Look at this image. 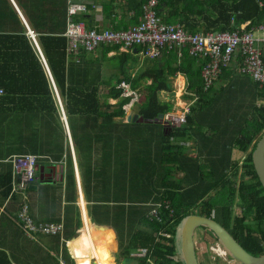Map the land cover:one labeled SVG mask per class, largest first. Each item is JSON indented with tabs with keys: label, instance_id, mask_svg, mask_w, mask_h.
<instances>
[{
	"label": "trees",
	"instance_id": "trees-1",
	"mask_svg": "<svg viewBox=\"0 0 264 264\" xmlns=\"http://www.w3.org/2000/svg\"><path fill=\"white\" fill-rule=\"evenodd\" d=\"M131 2L140 12L142 2ZM22 14L34 38L17 13L0 22V124L6 144L18 153L14 156L33 155L44 168L67 154L52 79L77 162L79 155L85 157V196L98 203L91 205L92 215L117 232L122 258L144 251L136 258L139 264H183L177 254L179 234L189 214L213 218L252 256L264 254V189L252 164L264 135V87L223 69L215 85L204 91L203 60L190 57L185 48L179 56L172 49L143 63L132 53L117 51L108 57L117 47L80 51L76 60H68L64 23L33 22ZM157 14L190 34L232 32L245 23L247 28L260 25L264 0H158ZM176 72L198 99L185 124L171 129L158 116L171 109L160 94L171 91L169 77ZM121 82L142 87L137 114L143 123H123L129 98L121 97ZM107 96L117 102L110 104ZM234 152L245 156L242 163L233 160ZM95 174L98 196L90 197ZM10 190L8 186L5 195ZM157 204L155 217L150 211Z\"/></svg>",
	"mask_w": 264,
	"mask_h": 264
},
{
	"label": "crops",
	"instance_id": "crops-1",
	"mask_svg": "<svg viewBox=\"0 0 264 264\" xmlns=\"http://www.w3.org/2000/svg\"><path fill=\"white\" fill-rule=\"evenodd\" d=\"M140 1L142 2V0ZM32 2L36 7L34 8L35 11H33L34 9L32 6L30 7V14L29 12H25L16 0H9V2L8 0H0V22L5 21L8 14L14 16V13H17L18 20L24 24L25 28L27 26L29 30L27 32L33 34L24 19L22 14L23 11L30 16V20L33 22L64 23L62 34L64 36L69 21L68 8L72 2L83 3L87 8V14L75 16L74 21L86 22L85 24L88 28H95L97 31H101L102 29H129L140 22L142 14V9L140 8L139 12V10L134 7L131 0H33ZM76 18L84 19L82 21H76ZM59 27H61V25H59ZM180 28L182 27L180 26ZM102 47H117V50H110L107 52L108 57L115 55L118 51L119 53H125L127 56L131 53L137 55L141 63L147 60L140 56V49L134 48L136 52H133L134 49L123 51L116 45L101 46L92 51H84L82 49L80 51L95 53L96 50L97 52L100 51ZM66 53L69 57L68 60H76L79 54L78 53L76 56L69 54L67 52V47ZM42 62L49 73L45 60ZM238 68L239 63H236L232 70L241 74ZM169 82L171 91L162 93L170 96V102H172V95L174 96V94L177 96L180 94V99L182 100H189L192 98V94L186 91V81L180 73L176 72L174 76L169 77ZM51 83L55 91V99L60 113V120L65 129V136L68 144L67 154L65 153L62 159L57 163L47 162V164L44 165L42 176H40L38 171L37 180L29 185L24 192H17L14 190L17 184V177L14 174L11 160L14 157H18L14 156L18 153L14 150V147L6 144L5 139L7 138L3 135V133L5 134V129L0 124V133L2 135L0 136V264H8V261H10L11 264H56L55 260L58 261V264H65L66 261L64 258L70 259L72 264H108L110 260L116 261V258H105L103 252H108V250L104 244V239L101 238V241H99V238L96 239L92 236V225L107 227L113 232L116 240L115 252L118 258L117 232L109 225H101L94 215H92L91 205L98 203L89 201L85 196V190L88 187L85 157L82 154L79 155L80 157L77 162L68 126L66 129L61 119L62 113L65 116L63 106L52 79ZM147 84H149V82H147ZM122 85L126 88L123 89ZM117 87L122 89L121 97L129 98L128 103L123 107L125 111L123 123L129 124L126 120L127 116H135L136 120H134V122L139 123L140 118L137 114V106L144 99L142 87L133 89L130 84L126 82H121ZM183 88H185V91L179 93ZM0 89L3 90L2 95H4V89L1 87ZM103 92L106 93L107 89L102 88L101 94H103ZM125 92H127V95H125ZM129 94L137 95L136 100L132 101V95L129 96ZM105 95L103 94V96ZM107 100L110 104H115L117 102V100H113L109 96H107ZM237 155L238 157L235 158ZM244 158L245 156L242 153L234 152V161L242 163ZM96 167L97 164L95 163L94 168ZM94 171L96 170L94 169ZM9 174L10 176L8 177ZM97 184L95 174L94 180H92L90 184L91 187L89 188L94 191L88 189L90 197L98 196ZM8 186L11 187V190L9 194L5 195ZM24 204H27L29 215L35 223H62V234L36 235L34 237L28 235L18 219V214ZM94 211L98 213V210L95 209ZM80 219L83 229L79 231ZM78 231L79 233L77 234ZM94 257H97V261L95 259L91 261ZM130 257L134 258L132 256ZM115 264L118 263L115 262Z\"/></svg>",
	"mask_w": 264,
	"mask_h": 264
},
{
	"label": "built area",
	"instance_id": "built-area-1",
	"mask_svg": "<svg viewBox=\"0 0 264 264\" xmlns=\"http://www.w3.org/2000/svg\"><path fill=\"white\" fill-rule=\"evenodd\" d=\"M157 6L158 0H142L141 20L137 25L126 30L97 31L95 28H88L84 22L74 21L75 16L87 14V8L83 3L72 2L68 8L69 21L64 33L68 42L67 52L76 56L81 49L92 51L101 46L116 45L123 51L139 48V54L143 59L152 60L162 51L172 49L176 50L179 56V51L185 48L190 57L203 60L200 77L204 91L215 85L223 69H232L236 63H239L238 70L242 75L249 76L260 88L264 87V20L252 28H247L248 23L242 24L238 30L232 32L190 34L178 24L165 23L157 14ZM122 88L126 87L122 85ZM184 91L185 88L179 93ZM2 94L3 90L0 89V95ZM130 95L132 101L136 100L137 95ZM191 96L189 100H182L180 94L178 96L174 94L171 109L163 116L166 126L178 129L185 124L192 103L198 99L195 95ZM11 164L17 177L14 190L24 192L36 180L35 176L39 169L37 158L31 155L18 156L12 158ZM158 205L150 211L155 217L158 215ZM18 219L31 237L61 235L63 232V225L60 222L35 223L29 215L27 204L22 206ZM144 254V251H140L132 254V257L138 258ZM94 259L97 261V257L91 261Z\"/></svg>",
	"mask_w": 264,
	"mask_h": 264
},
{
	"label": "water",
	"instance_id": "water-1",
	"mask_svg": "<svg viewBox=\"0 0 264 264\" xmlns=\"http://www.w3.org/2000/svg\"><path fill=\"white\" fill-rule=\"evenodd\" d=\"M26 29H27V26H26ZM27 31L29 30L27 29ZM29 34L31 35V33ZM34 43L39 52L41 61H44L35 40H34ZM133 52H136V49H134ZM61 119L63 120L65 128L67 129L66 119L63 113L61 114ZM162 119H163V115L160 114L158 116L159 122H161ZM126 120H127V123H130L131 120L132 122H134V120H136V117L127 116ZM139 123H143L142 118L139 119ZM252 164H253L256 176L259 179L264 189V135L258 141L256 148L253 152ZM38 171L40 173V176H42L43 168L40 167ZM36 180H37V177H36ZM195 227H206L217 238L221 246L224 247V249L233 258H235L236 260H239L242 264H264V254L261 256H257V257L252 256L245 249H243L242 246L235 239H233L230 236V234L220 225L219 222H217L213 218L201 216L198 214L187 215L184 218L181 228H180L179 245H180V253H181V259H182L183 264H197V258H195V254H194V242H193V235H194ZM121 264H139V262L137 259H134L131 257H124L121 261Z\"/></svg>",
	"mask_w": 264,
	"mask_h": 264
},
{
	"label": "rangeland",
	"instance_id": "rangeland-1",
	"mask_svg": "<svg viewBox=\"0 0 264 264\" xmlns=\"http://www.w3.org/2000/svg\"><path fill=\"white\" fill-rule=\"evenodd\" d=\"M16 1L18 2L19 6H21V8L25 12H29L30 14H31L30 7L32 6L33 9L36 7L34 5V3L32 2L33 0H16ZM33 11H35V9ZM31 16H35V15H31ZM106 93L103 92L104 95ZM171 95H172V93H171ZM172 97H173V95H172ZM160 98L166 102H170L169 101L170 100L169 95L161 93ZM187 146H188V144H187ZM191 152L192 151H189L187 154L192 155L193 153H191ZM237 157H238V155L235 158H237ZM235 211H236V213H235L236 215H240L242 210L240 208H236ZM82 229H83V225H82V221L80 219L79 231ZM79 231L77 232V234L79 233ZM177 234H178V232H177ZM202 234L206 235L205 238H202L203 237ZM92 236H94V238H96V239L99 238V241H101V238L104 239V244L108 250V252H103L105 258H114V257L116 258V261L110 260L109 261L110 263L116 262L118 264H121V261L123 259L121 254H120L121 247L119 246V244L117 245V253L119 256L117 258V255L115 252L116 240L114 238L113 232L109 228L101 227V226H97V225H92ZM204 239H206V241ZM193 242H194V249H195V258H197V264H242L239 260H236L235 258H233L224 249V247H222L221 244L216 241V239L212 236V234L207 230H204L200 227H195L194 228V235H193ZM176 243H177V241H176ZM218 248L221 249L222 251H224L223 255H220V254H218V252L215 251ZM177 254L179 255V258H181L180 245H179V249H178ZM64 260L66 261L67 264H72L70 259L64 258Z\"/></svg>",
	"mask_w": 264,
	"mask_h": 264
},
{
	"label": "bare ground",
	"instance_id": "bare-ground-1",
	"mask_svg": "<svg viewBox=\"0 0 264 264\" xmlns=\"http://www.w3.org/2000/svg\"><path fill=\"white\" fill-rule=\"evenodd\" d=\"M216 252H218V254H220V255H223L224 254V252L221 250V249H217V250H215Z\"/></svg>",
	"mask_w": 264,
	"mask_h": 264
},
{
	"label": "flooded vegetation",
	"instance_id": "flooded-vegetation-1",
	"mask_svg": "<svg viewBox=\"0 0 264 264\" xmlns=\"http://www.w3.org/2000/svg\"><path fill=\"white\" fill-rule=\"evenodd\" d=\"M202 236H203L202 238H205L206 235L202 234ZM205 240H206V239H205ZM194 254H195V249H194Z\"/></svg>",
	"mask_w": 264,
	"mask_h": 264
}]
</instances>
